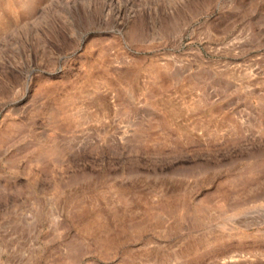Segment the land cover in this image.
<instances>
[{"label": "rangeland", "instance_id": "obj_1", "mask_svg": "<svg viewBox=\"0 0 264 264\" xmlns=\"http://www.w3.org/2000/svg\"><path fill=\"white\" fill-rule=\"evenodd\" d=\"M0 264H264V0H0Z\"/></svg>", "mask_w": 264, "mask_h": 264}]
</instances>
